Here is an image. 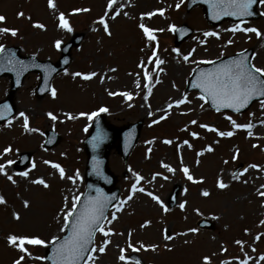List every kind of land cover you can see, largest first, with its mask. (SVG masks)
I'll list each match as a JSON object with an SVG mask.
<instances>
[{
  "label": "rangeland",
  "instance_id": "1",
  "mask_svg": "<svg viewBox=\"0 0 264 264\" xmlns=\"http://www.w3.org/2000/svg\"><path fill=\"white\" fill-rule=\"evenodd\" d=\"M125 2L123 11L127 12L128 16L121 14L114 20L108 19L112 32L109 38L104 35L101 26L93 23L104 14L106 0H55L58 12L65 13L73 29L70 33L57 28L56 14L48 9L47 0H0V15L6 17L5 23L0 24V27L19 30L16 37L0 35V43L5 46L17 45L21 48L23 55L35 54L40 60L49 59L54 62L60 55V50L53 47L54 41L60 39L65 43L74 32H83L84 38L78 47L72 48V59L65 69L68 73L93 71L98 73L97 77L88 81L80 78L74 80L71 75H65L64 69L51 81V87L57 89L55 99L49 93L40 99L35 97L34 88L39 82V75L36 72L29 73L24 78L22 86L15 92L13 100L16 112L13 117H18V113L23 111L29 116L31 127L38 128L43 133L45 129H54L60 135V140L54 147L45 151L41 148L44 136L39 133H23L22 119H14L11 127L5 126L7 121L0 124V151L8 145L13 148V152L4 159L17 161L20 152H29L30 162L34 159L37 165L36 169L30 173L29 179L43 177L50 184L49 189H44L38 185H31L28 180L14 177L17 184L12 185L0 176V195H3L7 201L6 205H0V264H12L18 255L15 249L7 245L6 237L9 234L38 235L46 240L54 235L62 234L59 231L61 225L54 218L64 206L65 196L69 198L70 207L72 196L81 194L84 190L83 171L86 155L82 149V141L88 132V130L85 132L84 128L89 129L91 122L86 118L66 120L62 113L78 115L80 112L94 111L101 106L107 107L108 112L101 114L110 124L120 125L138 119L143 120L139 140L127 160L123 161L115 149L110 151L108 157L109 169L116 176L119 200H123L128 195V189L134 179L128 171L129 168L139 172L146 179H151L152 173L164 171L160 168L161 161L176 168V174L165 173L170 176L169 180L157 178L155 182L145 184V187L157 194L167 207L172 189L178 187V191L175 205L172 208L168 207L169 211L166 214L149 197L136 194L123 211L117 213L118 219L109 226L114 232L123 233V235L110 237L111 243L106 253L97 254L96 264H121L117 259L119 255L117 245L126 247L129 231L133 233L131 240L134 245L138 246L140 242L146 245H159L155 252H134L143 264H201V258L205 255L212 256L211 264H220L222 260L236 264L233 258H242L240 248L234 243L236 239L246 242L244 252L253 258L264 254V237L259 241L252 239L257 233H264V225L259 224L260 220H264V207L261 206L264 201L256 194V189L264 184V171L250 169L242 178L249 181L247 184L232 181L229 176L238 163H241L240 169L252 163L264 167V151H261V148H252V144L264 147V127L257 125L254 128L255 135L260 137V139H254L246 138V132L243 130H235L231 138H219L214 133L206 132L195 125H188L190 120L196 119L200 123H207L227 131L231 126L224 119L225 115H231L234 120L243 124L248 122L249 113H254L252 120L256 123L264 118V110L261 109L259 101H256L241 115L229 112L217 113L213 112L207 104L203 109L199 107L202 103L197 99L199 93L185 91V84L192 70L202 65L192 63L193 60H216L222 56L252 48L254 56L252 63L264 68V37L258 39L255 34L245 35L240 32L233 35L224 30L236 23L227 21L217 27H209L199 7L189 12L185 11L186 0L178 10L175 5L179 0H118L117 6ZM77 8H87L90 11L72 14L73 9ZM160 8L165 9L163 17L157 14L151 19L145 17L140 20L142 13ZM257 9L259 12L264 11V8L260 6ZM19 12H23L24 16L18 17ZM29 17L31 19H28ZM37 22L44 24L45 30L33 28L32 24ZM138 23H144L155 29L164 28L165 31L157 32V42L149 45L137 27ZM182 23L191 27L193 33L175 45L173 44L174 33L168 32L167 26L169 24L177 26ZM242 26H254L264 33V17L246 21ZM94 27L97 31H92ZM204 31H217L221 39L209 37L207 43L201 45L199 39L203 38L201 34ZM193 37L197 39L194 40ZM229 39H232L233 43L227 45L226 42ZM156 44H158L159 57L166 63L161 66L165 70L160 73L161 83L155 85L149 97L148 104L153 112V116L149 117L147 115L149 109L143 100L145 93L142 87L136 88L134 81L136 73L141 71L137 68V64L141 60L147 63L151 48L156 47ZM172 48H178L182 54H186L192 48L196 51L188 63L182 60L177 63L179 58L171 51ZM110 68H115L117 71L111 72ZM101 75L105 76L103 83L100 81ZM140 78L143 84L142 74ZM8 88V78L0 77V100L5 98ZM106 89L131 92L134 98L125 101L119 95L110 97ZM184 93H187L192 101L190 105L171 109V114L166 120L149 127L151 120L162 114L158 111L159 109L166 107L167 103ZM128 104L132 107H128ZM189 108L192 111L187 115L180 114L188 112ZM49 111L59 117L54 127L44 115ZM185 125H188L189 131L199 132L201 138L192 140L187 132L181 131ZM165 138L172 139L174 144L172 146L162 144L160 141ZM184 139H188L193 148L189 150L186 146L182 147L180 155L194 178L203 177L204 182L201 184L188 182L179 172L180 163L176 144ZM216 140H219L218 144L213 143ZM147 141L153 142L149 144L146 143ZM209 144L213 145L214 151L197 157L196 152ZM149 148H151L150 153L147 151ZM236 148L240 150L239 157L232 162L231 155ZM146 155L150 158L146 159ZM45 159L61 164L69 176L78 170L80 180L76 185L67 180H60L53 169L43 164ZM197 159L200 161L198 166ZM224 160H228L229 163L225 165ZM29 164L23 168H17L14 164L12 169H9V173L13 170H25ZM222 171L224 181L230 186L219 190L215 187V181ZM202 189L208 190L210 195L201 196ZM24 200L30 202V207L27 209L23 206ZM184 200L187 201L186 208L181 211L178 204ZM195 209H199L201 215H197ZM113 211L114 208L111 207L107 214L109 219ZM13 212L20 214L19 221L12 218ZM200 217L211 218L215 222L214 230L198 228L196 221ZM145 220H150L151 225L141 229L140 224ZM165 228L168 229L169 234L186 232L189 228H198L199 231L196 234L176 236L172 241H164L162 230ZM245 229H248V235H245ZM102 240L103 237L97 233L95 244H101ZM165 244L172 250L167 251ZM222 245L227 249L224 253H221ZM249 246L254 247L256 251L252 252ZM28 248L33 256H43L46 249L39 246H28ZM131 253L133 252L128 250L126 255L129 256ZM26 264L46 263L27 259Z\"/></svg>",
  "mask_w": 264,
  "mask_h": 264
},
{
  "label": "snow or ice",
  "instance_id": "2",
  "mask_svg": "<svg viewBox=\"0 0 264 264\" xmlns=\"http://www.w3.org/2000/svg\"><path fill=\"white\" fill-rule=\"evenodd\" d=\"M185 0H179V2L175 5V8L180 9L181 5L184 4ZM204 3L208 5L210 18L213 20H218L221 17H234L237 18L240 22L233 24L230 28L225 29L224 31L230 32L235 35L237 32L244 33L245 35L252 33L259 39L264 37V33H262L258 28L254 26H242L245 24L244 17H249L254 14V5H259L264 8V0H203ZM118 0H106L104 14L101 15L97 20L93 23L101 26L102 31L105 36L111 37L112 32L110 30V26L108 23V19H116L117 16L121 14L125 17L128 16L127 12L123 11V8L126 6L125 3L119 4L117 6ZM195 3V0H193ZM131 6V5H127ZM47 7L49 10H52L54 14H56L55 18L57 21V28L65 31L72 32L73 29L66 18L64 12H58L57 5L55 0H47ZM90 9L87 8H77L73 9L72 14H77L80 12H88ZM58 13V14H57ZM165 9L160 8L151 12L142 13L140 16V20H143L145 17L151 19L154 15L164 16ZM260 16L264 17V11L259 13ZM18 17H23L24 13H17ZM28 19H31L30 17ZM6 17L0 15V24L5 23ZM33 28L45 30V25L42 23H33ZM137 27L142 33V36L148 42L149 45L157 42V32L165 31L164 28H151L144 23H138ZM18 29L16 28H8V27H0V35H11L12 37H16L18 34ZM92 31H97V28H92ZM167 31L170 33H180L181 35L186 34L187 30L181 27H178L173 24H169L167 26ZM202 39H199V43L201 45H205L207 43V39L209 37H214L215 39H221L220 33L217 31H204L202 34ZM193 39H197V37H193ZM233 43L232 39H229L226 44L230 45ZM63 41L57 39L54 41L53 47L57 50H62ZM158 44L156 47L151 48V55L147 57V63L144 60H141L140 63L137 64V68L141 71L136 73V80L134 81L137 89L142 87L144 91L143 100L145 105L148 107L147 115L149 117L153 116V112L150 110L151 106L148 104L149 97L152 94V90L156 84L161 83L160 73H163L165 70L162 65L166 63L164 59H161L158 55ZM171 51L175 53V55L179 58L177 63H180L182 60L184 63H188L190 58L195 53L196 49L192 48L186 54H182L178 48H172ZM223 55V53H221ZM253 57H249L246 55V50L240 53H237L234 58L228 59L225 62L217 64L215 60H201L195 61L192 63L195 64H213L216 65L213 69L209 71H201L199 69H193V73L195 74L194 79L191 80V87L193 89L199 90V95L197 99L202 101L199 105L201 109L204 108L205 104H210L211 108L215 110L217 113L221 112L222 109H230L234 113H241L243 109L247 108L251 101L254 99H259L260 107L264 110V68L257 67L251 60ZM67 63V61H65ZM151 66V67H149ZM37 67H40L37 65ZM27 69V65L22 61L16 58L15 53L9 52L6 50L5 45L0 43V71H25ZM45 71V85L48 84L47 74L49 72H55L54 68L51 66L44 67ZM109 71L115 72L117 69L110 68ZM155 73V76H153ZM141 74L143 78V84H141ZM65 75H71V77L75 80L76 78H80L83 81L91 80L97 77L98 73L88 72H72L68 73L67 69H65ZM131 75V73H130ZM111 79V77H108ZM105 80V76H100V81L103 83ZM175 88V84H173ZM49 91L50 96L55 99L57 97V89L55 87H51L47 89ZM107 95L110 97H115L117 95L121 96L125 101H130L134 98L133 93L127 91H110L107 90ZM192 101L188 98L187 93L182 94L179 98L171 100V102L167 103L166 107L159 109L162 114L157 118L152 119L149 127L152 125L158 124L161 121L166 120L170 113V110L173 108L179 109L181 105H190ZM128 107H132L131 104H128ZM192 109L189 108L188 112H182L181 115H187L191 112ZM12 109L8 104H3L0 106V119H5L7 121V127H11L13 120L16 118L22 119V132L23 133H39L41 136L44 135L43 132L38 128H33L30 126V118L29 116L20 111L18 113V117L9 118L11 115ZM108 112L107 107L101 106L98 109L91 112H80L78 115H73L72 113H62L66 120H76L78 118H86L89 121H92L95 117H97L100 113ZM48 120H50L55 126V123L59 120V117L52 111L46 112L44 114ZM254 113H249V120L246 123H238L233 119L231 115H225L224 119L229 122L230 130H221L215 126L209 125L207 123H200L196 119H192L188 122V125H195L199 129H203L206 132L214 133L216 137L219 138H231L235 130H243L246 132V138H254L260 139L254 133V128L257 125L264 127V118L258 120L256 123H253L252 117H254ZM63 123V121H60ZM188 125H185L181 131L187 132L188 135L192 138V140L200 139V133L197 131H189ZM87 127L84 128V131L87 132ZM105 138V134L103 131L97 127V132L92 136L89 143L92 145L93 149H95L99 144L103 142ZM52 139H48L46 143L51 144ZM153 141H147L146 143L151 144ZM162 144L166 146H172L174 141L172 139H163L160 141ZM214 144H218L219 140L213 142ZM186 146L189 150L193 148L192 143L188 139H184L182 142L176 144V151L179 157V172L183 174V177L192 184H201L204 182L203 177L199 179L194 178L191 173L190 168L184 164L183 157L180 155V149ZM41 148L47 151L44 148V145H41ZM252 148H261V151H264V147H261L258 144H252ZM18 152V149L16 150ZM148 153L151 152V148H149ZM214 151V147L212 144L206 145L200 151L196 152V156L200 157L205 153H211ZM13 152V148L11 145H8L0 151V176H3L8 182L12 185L17 184V180L14 177H20L24 180H28L31 185H38L44 189H49L50 184L43 177H36L33 179H29L30 173L36 169L37 165L35 160L33 159L29 166L26 167L25 170L22 171H11L9 173V169H12V166L17 163L14 159H4L9 154ZM239 148H236L235 151L231 155L232 162H235L239 157ZM63 155V153H62ZM146 159L150 158L148 155L145 157ZM199 159L196 160L197 166L199 165ZM223 163L227 165L229 163L228 160H224ZM43 164L50 167L54 170V174H58L60 180L70 181L73 185H76L77 181L80 180V174L77 170L73 175L69 176L66 174V170L61 164L50 161L43 160ZM100 161L94 159L93 167L96 175H101L100 172ZM160 168H162L163 172H154L151 175V179H146L145 176L140 174L139 172L133 171L131 168L128 169L131 172L132 177L134 178L131 182L130 188L128 189V195L123 199L119 200L116 204H112L114 211L111 214V218L109 219L106 215V209L109 207L111 200H114L115 197H106L99 188L95 189V196H86L81 199L84 194L73 195L70 201L69 207V198L67 196L64 197V206L60 209V212L54 218L57 223L61 225L59 231L64 233L63 236L54 235L50 239H43L38 235H17V234H9L6 237L7 245L13 249H15L18 253L17 257L12 261V264H26L27 259H34L37 261H48L50 264H96L98 259L97 254H105L108 245L111 243L110 237L113 235H123V233H116L113 231L111 227H109L114 221L118 219L117 213L123 211L124 207L128 204L129 201L133 200L136 194H143L149 197L159 208L166 214L169 211V208L165 205L164 201L155 194L153 191L148 190L145 187V184H151L156 181L157 178L162 180H169L170 176L165 173L175 175L177 169L171 166L168 163L163 161L160 162ZM256 171H264V167L261 165L252 163L248 164L246 167L242 169L233 170L229 173V176L232 181L242 182L247 184L249 181L247 179H242L245 177V174L249 172V170ZM230 185L226 183L223 179V171L220 175L217 176L215 181V187L219 190L227 189ZM91 187V186H89ZM184 193H187V189H184ZM256 194L264 201V184H261L258 189H256ZM200 195L203 197H208L210 192L206 189H202ZM7 201L3 195H0V205H6ZM187 201H181L178 204V207L181 211H184L186 208ZM24 208L30 207V202L28 200L23 201ZM264 207V203L261 205ZM197 215H201L199 209H195ZM12 218L16 221L21 219V216L17 212L12 213ZM216 219V217H213ZM260 225H264V220L259 221ZM151 225L150 220H145L142 224H140V228H146ZM199 231L198 228H189L186 232L169 234L168 229L165 228L162 230V238L164 241H172L176 236H183L189 233L196 234ZM245 235H248V229L244 230ZM99 233L102 237V243L99 245L95 244V236ZM133 233L132 231L128 232V240L126 242V247L119 248V255L117 257L118 261L121 264H141V261L136 258L134 259L131 256L126 255L128 250L132 252L139 251H157L159 248L158 244H144L140 242L137 245L132 243L131 237ZM262 237H264V233H257L252 237L253 241H259ZM188 243V241H185ZM234 243L240 248L242 253L241 257H234L233 260L236 264H264V254H260L258 257L253 258L248 255V253L244 252L245 241L236 239ZM28 246H39L43 248H50L51 252L45 256H33L29 251ZM251 247V246H249ZM165 249L167 251H171L172 249L165 244ZM227 249L222 245L221 253L226 252ZM251 251L255 252L256 249L251 247ZM212 256L205 255L201 258V264H211ZM220 264H232V261H220Z\"/></svg>",
  "mask_w": 264,
  "mask_h": 264
},
{
  "label": "water",
  "instance_id": "3",
  "mask_svg": "<svg viewBox=\"0 0 264 264\" xmlns=\"http://www.w3.org/2000/svg\"><path fill=\"white\" fill-rule=\"evenodd\" d=\"M196 5H200L202 7L203 14L205 18L207 19L208 24L212 26L218 25L222 20H225V19L231 20V21H239L237 18H234V17H221L218 20L211 19L209 15L208 5L204 3L203 0H195V3H193V0H188L187 10H190L192 7ZM253 7H254V14L249 17H244V20L255 19L258 17V13L255 11L256 5H254ZM179 27L186 29L187 32L184 35H181L180 33H176V40H175L176 43L183 40L191 33V29H189L186 25H181ZM82 37H83L82 34H75L70 41H68L66 44L63 45L62 55L56 64H52L49 61H44V62L37 61L35 56L23 57L19 55L18 47H7L6 50L9 52L15 53L16 58L18 60H22L27 65V69L25 71H17V70L0 71V76L7 74L11 78V89L8 93V97L4 101L0 102V106H2L3 104H8L9 107L12 109L11 115L13 114L14 112V106L12 104L13 93L21 85L24 75L30 71H39L41 74V80H40L38 87L36 88V94L38 97H42L48 91L47 89H49V82H50L51 77L59 70L65 68L67 64L70 62V59H71L70 49L73 45L75 46L79 45ZM246 55H248L251 58L252 50L251 49L246 50ZM235 56L236 54L229 56V57H224L216 62L217 64H219V63L227 61L228 59L234 58ZM65 61H67V63H65ZM37 65H39L40 67H37ZM47 66H51V68H54L56 71L49 72L47 74L48 84L46 86L45 85V75L46 74L43 69L44 67H47ZM214 67H216V65L209 64L207 66L198 67L196 69H199L201 71H209L213 69ZM194 76L195 74L193 73L188 82L187 89H193L191 87L190 82L192 79H194ZM255 100L257 99H254L253 101ZM253 101H251L250 104ZM245 109H243L242 111H244ZM227 110H230V109H227ZM3 120L5 119H0V122ZM141 123L142 121L140 120L136 123L127 124L122 127H114V126H108L106 124L105 119L102 116H97L95 118L91 126V130L87 138L83 142L84 150L87 154V162H86V170H85L86 189H85V192L83 193L84 196H82L81 199H83L86 196H95L96 195L95 189L99 188L106 197H109V198L115 197L114 200H111L109 207L117 200L118 189L113 188V185L115 183V177L109 172V169L107 167L108 153L111 147L115 146L118 152L122 155V157L126 159L131 148L133 147L136 140L138 139L139 128H140ZM97 127H99L103 131V133L105 134V138L101 144H99L95 149H93L89 141L91 140L92 136L96 134ZM46 134H47V140L52 139L53 141L51 144L45 143V146L50 147L58 140V136L54 134L52 131H48L46 132ZM21 158L22 160L20 161L19 164L24 165L29 160V155L24 154L21 156ZM94 159L100 161L99 166H100L101 175L99 176L96 175L94 167H93ZM175 194H176V189L172 193L170 205H173V203L175 202ZM109 207L106 209V212L109 209ZM198 225L201 227H205V228H213V224L210 223L208 220H201L198 222ZM50 252H51V249L47 248L45 255L50 254ZM46 262L50 264V262L48 261Z\"/></svg>",
  "mask_w": 264,
  "mask_h": 264
}]
</instances>
